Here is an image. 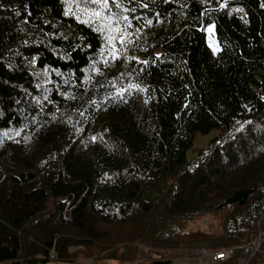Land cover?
Returning <instances> with one entry per match:
<instances>
[{
	"label": "trees",
	"instance_id": "trees-1",
	"mask_svg": "<svg viewBox=\"0 0 264 264\" xmlns=\"http://www.w3.org/2000/svg\"><path fill=\"white\" fill-rule=\"evenodd\" d=\"M226 248L264 263V0H0V264Z\"/></svg>",
	"mask_w": 264,
	"mask_h": 264
},
{
	"label": "rangeland",
	"instance_id": "rangeland-1",
	"mask_svg": "<svg viewBox=\"0 0 264 264\" xmlns=\"http://www.w3.org/2000/svg\"><path fill=\"white\" fill-rule=\"evenodd\" d=\"M211 42L214 40L212 37H211ZM215 41V40H214ZM216 131H213L211 132L210 134H202V133H198L196 138H195V141H194V144H193V147L189 150L188 152V157L189 158H192L193 156L196 155L197 151L204 145L206 144L214 135H215ZM207 224V221L206 220H201L199 223H196V224H193V227L195 228L196 226L197 227H205V225ZM78 247H71L70 248V251H75L77 250ZM56 254L53 253L52 257H55ZM202 256V254L198 255V256H195V257H177L174 261V263H171V264H200L201 261H200V257ZM160 259H164V258H160ZM159 260V259H157ZM156 260V261H157ZM166 260V259H164ZM51 261H54V259L52 258ZM50 261V262H51ZM55 261H58V260H55ZM155 261V260H154ZM152 260V262H154ZM62 262V261H60ZM86 262H89L91 264H115L114 262L112 261H104V260H100V261H93L91 259H88V260H85L83 259L80 263H70V262H64V263H70V264H86ZM137 264H141V262H135ZM151 263V262H150ZM244 264H248V262L244 263Z\"/></svg>",
	"mask_w": 264,
	"mask_h": 264
},
{
	"label": "built area",
	"instance_id": "built-area-1",
	"mask_svg": "<svg viewBox=\"0 0 264 264\" xmlns=\"http://www.w3.org/2000/svg\"><path fill=\"white\" fill-rule=\"evenodd\" d=\"M233 254L234 251L232 248L222 249L214 253L204 251L202 253V256L200 257V264H218L222 261L231 258Z\"/></svg>",
	"mask_w": 264,
	"mask_h": 264
},
{
	"label": "water",
	"instance_id": "water-1",
	"mask_svg": "<svg viewBox=\"0 0 264 264\" xmlns=\"http://www.w3.org/2000/svg\"><path fill=\"white\" fill-rule=\"evenodd\" d=\"M256 248L257 247H255V250H256ZM255 250L252 252V254L251 255H253L254 254V252H255ZM250 257L251 256H249L248 258H246V260H242L241 261V263L240 264H244V262L245 261H248L249 259H250ZM47 264H70V263H64V262H60V261H51V262H49V263H47ZM129 264H137V263H129ZM152 264H170L169 262H154V263H152ZM264 264V263H263Z\"/></svg>",
	"mask_w": 264,
	"mask_h": 264
},
{
	"label": "flooded vegetation",
	"instance_id": "flooded-vegetation-1",
	"mask_svg": "<svg viewBox=\"0 0 264 264\" xmlns=\"http://www.w3.org/2000/svg\"><path fill=\"white\" fill-rule=\"evenodd\" d=\"M163 261H164V262H169L168 260H164V259H159V260H157V261L155 260L154 262H163ZM154 262H152V263H154ZM170 264H171V263H170Z\"/></svg>",
	"mask_w": 264,
	"mask_h": 264
},
{
	"label": "bare ground",
	"instance_id": "bare-ground-1",
	"mask_svg": "<svg viewBox=\"0 0 264 264\" xmlns=\"http://www.w3.org/2000/svg\"><path fill=\"white\" fill-rule=\"evenodd\" d=\"M86 264H91V263H89V262H86Z\"/></svg>",
	"mask_w": 264,
	"mask_h": 264
}]
</instances>
